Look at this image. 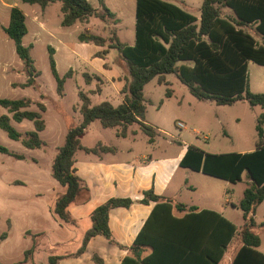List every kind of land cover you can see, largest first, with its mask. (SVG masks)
Here are the masks:
<instances>
[{
	"label": "trees",
	"instance_id": "obj_1",
	"mask_svg": "<svg viewBox=\"0 0 264 264\" xmlns=\"http://www.w3.org/2000/svg\"><path fill=\"white\" fill-rule=\"evenodd\" d=\"M22 1L39 5L42 9L51 3L60 2L63 27H72L77 22L88 23L92 17L107 24L109 18L115 24L119 22L115 13L103 5L104 0H99L103 12L95 9L88 0ZM221 7L230 8L235 17H222ZM248 25H255L256 31L264 36V0H204L200 17L165 0H136L133 46L122 43L116 30L111 31L110 42L88 31L82 33L80 42L108 47L104 52L97 53V57L106 58L110 49L118 51L127 74L122 89L124 101L119 106L108 101L93 105L87 94L79 93L81 104L78 110L82 121L68 129L52 164V177L66 189L55 203L54 216L63 222L74 223L69 209L88 190L73 168L75 153L78 150L94 154L114 151L101 144L94 148L82 146L81 138L92 123L99 121L105 129H117L118 137H126L128 128L136 125L151 142L155 139L156 130L145 124L147 105L144 98L145 86L155 79L159 84L167 83L166 76L174 74L187 86L190 94L201 102L231 106L245 100L251 106L261 107L263 113L258 118L256 130L259 138L263 139L264 93L250 91L248 62L264 66V46L258 45L256 39L244 31L243 27ZM5 32L14 42L27 75V81L21 86L36 87L39 72L31 57V47L23 45V38L28 33L26 16L16 7L11 9L10 23ZM49 61L57 82V93L62 96L71 70L63 78L60 77L52 48ZM97 79L100 80L99 77ZM85 81L91 84V76L86 74ZM33 105L37 107L36 110L32 109ZM0 106L11 115L0 116V129L10 139L21 142L27 149H42L46 146L40 137V133L46 129L43 118L46 106L43 103L33 102L29 98L0 99ZM24 120L31 121L35 130L21 133L12 125V121L21 123ZM0 153L18 160L24 159L1 145ZM180 167L232 184L242 182L243 174L248 173L251 183L244 190L240 202L243 226L239 237L242 246L231 264H264V253L259 251L261 238L254 231L256 223L253 218L264 201V144L251 152L230 154H210L190 145ZM151 202L155 203V207L121 264H220L228 245L237 235V227L229 219L212 210L187 208L179 203L175 204L176 209H188V214L177 218L172 213L173 202L156 195L153 189L145 192L140 201L142 204ZM133 204L134 201L129 198H111L97 207L90 217L92 226L85 233L75 256L81 255L89 241L96 236H102L110 244L123 249L109 227V216L113 209L130 208ZM7 235V232L1 234L0 240L6 239ZM33 251L34 248L25 253L24 262ZM58 259L51 257L49 262L58 264Z\"/></svg>",
	"mask_w": 264,
	"mask_h": 264
},
{
	"label": "rangeland",
	"instance_id": "obj_2",
	"mask_svg": "<svg viewBox=\"0 0 264 264\" xmlns=\"http://www.w3.org/2000/svg\"><path fill=\"white\" fill-rule=\"evenodd\" d=\"M15 1L19 10L24 11L28 17V33L23 38V45L26 47L32 45L31 57L39 76L36 78V87L13 86L14 83L26 82L27 75L23 62L16 53L14 42L4 33H0V38L6 40L2 43L0 55V99L14 100L43 94V103L46 106L43 118L47 128L41 137L48 145L43 151H29L21 142L10 139L0 129V145L25 156V160H17L13 156L0 153V235L8 231L10 219L13 220L10 241L1 247V264L22 261V252L31 248L32 241L39 245L43 243L47 247L50 243L53 235L51 230L55 229L52 209L59 190L64 189L52 177L55 146L61 145L68 129L77 125L82 119L77 107L80 103L79 93L87 94L93 105L104 101L117 105L116 96L111 98V83H106L100 74L111 78V75L116 77L119 72L123 74L119 79L123 81L126 79L127 74L117 50L110 49L106 58L97 57V52H104L108 47L82 43L79 39L80 35L88 31L109 40L111 31L116 30L122 43L129 46L135 44L136 0H104L103 5L115 13L119 20L117 24L111 18L108 19L107 24L92 17L88 23L77 22L72 27L61 25L63 14L60 2L49 4L43 10V17H41L42 8L39 5H30L22 0ZM88 1L95 9L103 12V5L99 0ZM165 1L200 17L204 0ZM221 15L227 19L235 17L233 11L227 7H221ZM36 18L45 23L46 29L38 27ZM243 29L256 39L258 45L264 46V36L256 31L255 25L244 26ZM50 48L54 50V59L60 77L63 78L71 70V76L66 78L62 96L57 93V82L51 72ZM86 74L91 76V84L86 83ZM98 76L101 81L97 79ZM248 80L251 92L264 93V66L249 61ZM166 81L168 83L158 84L155 79L148 84L145 91L147 121L163 129L162 133L158 134L155 144H144L148 137L143 135H141V143H133L131 138L119 139L113 129L103 128L99 121H95L87 128L84 143L94 145L102 141L117 147L146 146L151 154L163 156L172 155L184 144L193 145L210 154L251 152L258 145L264 144V137L260 139L256 130L258 118L263 113L261 107L251 106L245 100H240L231 106L201 102L190 94L187 86L174 74L167 75ZM117 98L120 97L117 96ZM32 109L36 110L37 107L33 105ZM2 115L11 116L5 108L0 106V116ZM12 125L19 132H25L27 128L33 127L31 121L23 123L12 121ZM43 152L46 153L45 156H42ZM33 158L37 161L33 162ZM2 161L5 164H1ZM30 171L35 172L36 177L43 178V189L45 191L48 189L49 192L38 195L39 188L36 187L37 183L31 180ZM191 174L187 180V186H193L196 191H184L183 199L192 200L200 207L211 209H218L216 207H219L220 203L227 204L226 208H221V212L237 226V235L221 263L227 264L240 240L239 235L243 224L240 202L243 199L244 190L250 185L248 173H244L242 182L237 184L227 183L228 181L203 173ZM16 178L23 179L28 185L13 184ZM181 181L183 177L177 175L173 184L179 185ZM28 214L29 217H27ZM258 214L259 218H263L264 205ZM35 226L45 229L44 234L33 237L35 232L32 230ZM27 230H31L32 235H24L23 233ZM67 233L65 229L60 231L61 236L66 238L63 241L69 245L63 248L61 253L70 252V248L77 239L76 232L69 237ZM260 238L262 241L260 251L264 253V232H260Z\"/></svg>",
	"mask_w": 264,
	"mask_h": 264
},
{
	"label": "crops",
	"instance_id": "obj_3",
	"mask_svg": "<svg viewBox=\"0 0 264 264\" xmlns=\"http://www.w3.org/2000/svg\"><path fill=\"white\" fill-rule=\"evenodd\" d=\"M15 7L19 9L15 0H0V33H4L5 35H7L5 32V28H7L10 23L11 9ZM43 10L44 9H42L41 17H43ZM22 12L26 16V24H27L28 17L24 11ZM35 20L36 22H38V27L40 29H46V25L43 21L41 22L40 19H37V18ZM3 42H6V40H4L3 38H0V55L2 53V43ZM31 46L32 45H29L28 47H31ZM121 75L123 74L117 72L116 77L111 75V78H110V77L105 76L102 73L100 74V77H102L106 81V83L107 82L111 83V94H112L111 98H113V96H116V100H117V105H114L113 103L110 102L114 106H119L124 101V95L122 94V89L125 86V81L119 79ZM24 83L25 82L20 83V84L14 83L13 86L22 87L21 85ZM147 86L148 84L144 88V98H145V91H146ZM42 96L44 95L39 94L38 96H34V97L29 96V97H23V98H29L33 102L43 103ZM117 96H119L120 98L118 99ZM80 104H81V101L79 104H77L78 108ZM146 105H147V100H146ZM146 115H147V111H146ZM24 121H28V120H24ZM81 121L78 124H80ZM145 124L153 127L157 132V136L152 142L149 140V137L146 136L136 125L130 126L128 128L126 137H118L117 136L118 130L117 129H113V130L115 131L116 137L119 139L126 140V139L131 138L133 143H136V142L141 143L142 141L141 135H143L146 138L148 137V139L145 140L144 144L153 145L156 143V138L158 137V134L162 133L163 129L159 127L158 125L155 126L152 123L148 122L147 118L145 119ZM46 128H47V125H46ZM34 130L35 129L33 125V127H29L26 129L25 132H21V133H26V132L34 131ZM43 132L40 133V137ZM86 133H87V130L85 134L83 135V137L81 138V144L84 148H94L98 144H101L103 146L113 148L114 151L99 152L98 154H94V153H88L84 150H78L75 153L73 168L75 169L76 174L84 181L88 190L87 191L85 190L82 193V196L79 199L78 203L74 204L69 209V213L72 219L74 220V223L63 222L60 219L56 218L53 214V209H54V206H55V203L58 197L61 194H63L66 190L63 187L64 188L63 191L59 190V193L56 196L55 203L52 209V215L55 220V229L51 230L53 231V235L50 239V243L48 244V247L47 245L46 246L43 245V243L39 245L32 241L31 248L26 249L22 252V255H23L22 261L9 262V264H50L49 259L51 257L59 258L57 260L58 264H99L100 262H101L100 264H121L123 259L127 255H129L128 249L133 245L138 234L141 232V230L145 226L146 221L150 217L155 207L154 202H151L150 204L140 203V201L144 198V193L151 189L154 190V193L156 195L165 197L168 200H171L173 202L171 203L173 207L172 213L177 218H183L186 214H188V209L186 211H179L175 207L176 203L183 204L187 206V208L196 207L199 210H212V211L220 213L221 215L225 217V215L221 212L222 210L221 208H226L227 204L220 203L221 205H219V207H216L218 209H211V208H206V207H200L196 205L194 201L187 200V199L185 200L182 197L184 191H187V190L196 191V188H194L193 186H190V187L187 186V182H188L187 180L192 175L191 173L193 174L201 173V172L192 171L188 168L180 167V162L182 158L184 157L188 146H190L189 144H184L183 147H181L177 152L173 153L172 155L163 156V155L151 154L148 151L146 146L145 147L140 146L139 148H137L134 145H129L127 147H117L113 145H107L106 143L102 141H98L94 145H86L84 143V138L86 137ZM66 134H65V137H66ZM44 142L46 143V146L43 147L42 149H28V150L29 151H43L47 148V145H48L46 141ZM62 144L55 146L56 154H57L58 148L62 146ZM13 153L25 157L21 153H16V152H13ZM240 153H246V152L242 151ZM45 155L46 153L43 152L42 156H45ZM22 160H25V158ZM32 161L36 162L37 160L33 158ZM1 164H5V163L2 161ZM34 173L35 172L30 171L29 175L31 177V180L37 183L36 187L39 188L37 190L38 195L49 192L48 189L47 191L43 189L44 187V185L42 184L43 178H40V176L36 177ZM177 175H181L183 177V181H181L179 185L173 184ZM227 183H230V182H227ZM13 184L24 185V186L28 185V183L26 181H23V179L21 178L14 179ZM54 190L55 189H53V191ZM111 198H129L134 201V204L130 208L117 207L111 211L110 216H109V227L112 231L114 238L117 240V242H119L121 246H123V249L118 246L110 244L102 236H96V237H93L89 241L86 247V250L81 255L75 256V254L81 247L82 240L84 238L85 233L92 226L91 219H90L91 214L97 207L104 204ZM219 200L220 198L217 199L216 201L219 202ZM263 205H264V201L259 205L256 213L253 216L254 221L256 223L254 231L259 236H260V232H264V216L263 218H259V214H258V211L263 207ZM27 217H29V214L27 215ZM12 223H13V220L10 219V224H9L10 228H8V231H6L8 233L7 238L4 240H0V257H2L1 255L2 245L10 241V233L13 228ZM63 229H65L68 232L67 237H69V235L72 234L73 232H76L77 239L75 240L73 247L70 248L71 249L70 252L61 253V250L63 248L69 247V245H67L68 243H65L63 241V239L66 240V238H63L60 234V231ZM44 230L45 229H41L40 227L35 226V228L32 230L35 232L33 233L34 234L33 237L43 235ZM32 231L27 230L23 234L26 236H30L32 235L31 233ZM231 243L228 245V248L231 245ZM241 246H242V243H241V240H239L238 245L236 246V249L234 253L232 254V256L230 257L227 264L232 263L236 253L238 252ZM260 247H259V251H260ZM32 248H34L33 253L29 257V259L26 262H24L25 253ZM48 250L51 251V253ZM226 252L220 264L225 259ZM95 257L97 258V260H95Z\"/></svg>",
	"mask_w": 264,
	"mask_h": 264
},
{
	"label": "built area",
	"instance_id": "obj_4",
	"mask_svg": "<svg viewBox=\"0 0 264 264\" xmlns=\"http://www.w3.org/2000/svg\"><path fill=\"white\" fill-rule=\"evenodd\" d=\"M180 127H182V126L180 125Z\"/></svg>",
	"mask_w": 264,
	"mask_h": 264
}]
</instances>
